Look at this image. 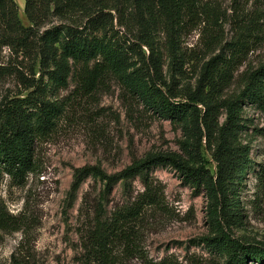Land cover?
Wrapping results in <instances>:
<instances>
[{
  "label": "trees",
  "instance_id": "1",
  "mask_svg": "<svg viewBox=\"0 0 264 264\" xmlns=\"http://www.w3.org/2000/svg\"><path fill=\"white\" fill-rule=\"evenodd\" d=\"M23 14L27 27L18 22L15 4L0 0V46L34 56L38 73L24 96L0 105V175L19 185L34 171L36 145L54 132L64 112L56 96L59 90L72 82L80 93H91L109 79L143 108L184 133L193 131L194 141L199 139L201 144L205 138L215 166L214 173L208 172L199 164L198 154L182 142L186 158L148 155L113 175L98 166L77 169L68 196L88 176L105 184L90 226L80 232L84 263L145 260L140 221L148 211L162 210L165 202L149 169L169 165L196 189L202 186L211 200L213 236L200 242L216 257V264H264V248L237 240L222 228L241 218L242 208L234 196L251 161L237 136L245 124L244 105L264 111V64L245 74L238 94L222 97L235 61L219 68L220 56H216L203 66L196 91L177 102L162 75L163 60L164 56L169 60L170 72H180L178 44L196 19V0H25ZM221 114L224 119L219 122ZM133 177L139 178L142 191L131 202L109 212L100 206L114 184L125 185ZM27 223L23 212L14 216L0 204V231L19 232ZM13 264L23 262L14 259Z\"/></svg>",
  "mask_w": 264,
  "mask_h": 264
},
{
  "label": "rangeland",
  "instance_id": "2",
  "mask_svg": "<svg viewBox=\"0 0 264 264\" xmlns=\"http://www.w3.org/2000/svg\"><path fill=\"white\" fill-rule=\"evenodd\" d=\"M11 1L18 22L29 26L23 14L25 0ZM196 3V19L178 44L180 72H170L169 60L165 56L163 60L162 75L178 96L177 102L196 91L203 66L216 56H220L219 68L235 61L222 97L238 94L245 74L264 64V0ZM34 58L0 46V105L27 93L30 82L38 77ZM56 96L64 112L54 132L36 145L34 171L19 185L0 175V204L14 216L23 212L28 222L19 232L0 231V264H13L14 259L23 264H86L80 232L90 226L105 184L88 176L68 196L79 168L98 166L113 175L134 159L182 155L180 144L187 142L190 152L198 154L199 164L208 172L215 171L205 138L201 144L199 139L194 141L193 131L184 133L143 108L113 79L91 93H80L69 82ZM241 118L245 124L237 139L251 166L234 196L242 208L241 218L222 228L237 240L264 248V111L246 104ZM223 119L221 114L219 122ZM149 174L163 190L164 207L148 211L140 221L145 260L131 257L124 264H216V257L200 242L213 236L212 205L205 189H196L169 165L151 167ZM141 191L138 177L125 185L117 182L100 206L109 212L128 204Z\"/></svg>",
  "mask_w": 264,
  "mask_h": 264
}]
</instances>
